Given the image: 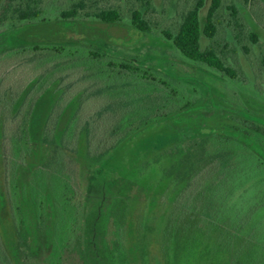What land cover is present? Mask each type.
<instances>
[{"label": "rangeland", "instance_id": "rangeland-1", "mask_svg": "<svg viewBox=\"0 0 264 264\" xmlns=\"http://www.w3.org/2000/svg\"><path fill=\"white\" fill-rule=\"evenodd\" d=\"M199 1L41 0L42 19L8 21L0 26V264H51L56 226L65 220L59 192L51 188L46 193V228L40 232L35 202L27 192L21 207L29 244L19 251L9 172L21 168L18 178L27 185L33 171L60 146L65 127L87 104V99L101 94L104 108L109 103L108 92L118 88L113 84L103 91L91 89L85 79L73 78V72L62 73L55 68L58 64L40 63L35 56L16 60V49L36 45L95 49L114 60L158 73L179 93L178 105L167 116L155 119L128 137L99 163L88 159L87 138L94 139V133L100 138L101 121H97L96 113L83 118V126H89L92 134L89 136L83 130L77 151L68 156L84 222V251L79 253L73 246L59 249L60 264H94L100 258L101 264H180V251L175 258L171 247L172 235H165L167 227L179 223L178 230L181 225L189 229V223L198 220L189 216L191 212L201 214L198 192L210 186L218 175L204 179L199 187L195 185V171L187 173L185 169L189 144L207 143L214 137L228 138L250 147L256 158L264 162V147L248 135L250 131L243 123L248 120L264 126V0H220L213 18L215 37H201L202 50L215 51L236 73L235 79L188 59L165 36L166 32L178 33L184 17ZM213 1L203 0L199 11L204 30ZM78 3L82 7L76 19H59L62 10ZM233 9L237 12L235 19ZM111 10L122 15L120 23L93 21L96 13ZM137 10L154 29L152 32L142 33L132 27V13ZM251 34L255 35L254 40ZM38 83L41 86L30 94L31 86ZM38 93L42 97L34 103ZM142 93L134 92V96ZM28 122L33 134V154L23 159L15 156L6 144L8 134L16 133ZM48 124L54 128L45 146L41 140ZM186 197L190 200L185 201ZM120 200L125 219L119 234L113 235L109 215ZM103 218L104 224L98 228ZM258 220L264 221V209ZM88 226L99 248L108 244L104 258L97 248L95 252L85 251ZM193 236L191 231L190 237ZM101 238L106 239L105 243ZM113 240L119 241L118 251L113 248Z\"/></svg>", "mask_w": 264, "mask_h": 264}, {"label": "trees", "instance_id": "trees-1", "mask_svg": "<svg viewBox=\"0 0 264 264\" xmlns=\"http://www.w3.org/2000/svg\"><path fill=\"white\" fill-rule=\"evenodd\" d=\"M220 3V0L213 1L205 30L202 28L199 14L203 7V0H200L198 5L184 17L178 33L174 35L166 32L165 36L173 40L174 45L188 59L202 62L223 76L235 79L236 73L225 65L216 52L202 50L200 43L202 35L211 39L215 37L216 26L213 18ZM81 5L82 3H78L71 9L62 10L59 19L62 21L76 19ZM40 6L41 0H3L0 5V26L8 21L42 19L43 11ZM236 14L233 9L234 19ZM93 17L95 18L93 21L99 24L112 25L122 21V15L116 10L101 11ZM131 25L142 33L154 30L149 27V23L139 10L132 13ZM236 25L238 26L237 22ZM254 38L255 35L251 34V39ZM13 52L16 60L35 56L40 63L58 64L55 68L60 69L62 73L73 72V78L85 79L91 89L103 91L106 86L113 84L118 86L108 92L109 103L104 108L101 106V94H94L87 99V104L65 127L60 146L55 147L51 156L41 162L42 166L33 171L27 185L21 184L22 179L18 178L21 168H14L11 173L9 172L11 175L8 177V185H11L13 192L14 215L18 220L19 251L27 249L29 244L21 207L26 193L28 192L35 202L38 230L43 232L47 219L46 193L51 188L59 192L58 197L62 200L65 220H61L56 226V242L51 264H60L59 249L73 246L79 253L84 251L82 237L84 222L81 205L76 197L74 177L70 173L72 161L68 156V153L77 151L83 130L89 136L92 134L91 128H87L89 126H86L87 129L83 126V118L88 117L90 113H96L97 121H101L100 138H96V133L94 139L87 138L88 159L92 163H99L128 137L145 128L155 119L167 116L178 105L176 99L179 93L169 80L158 73L133 63L114 60L95 49L36 45L22 47ZM39 84L31 86L29 93L31 94L36 87L39 88L41 86ZM134 92H143V95L136 97ZM41 97L42 95L38 93L33 102L36 103ZM243 123L250 131L248 135L258 145L264 147V126L248 120ZM53 128L54 126L49 124L45 127L41 140L43 145H47L49 139L47 137L53 134ZM32 136L28 122L26 126L18 128L16 133L8 134L6 146L13 150L15 156L29 159L33 154ZM97 139L99 143L94 146L93 143ZM187 149L185 169L187 173L195 171L196 186L199 187L205 182L204 179L216 173L218 175L211 182V187L208 186L198 192L201 214L196 216L195 212L189 211L190 218L198 219L189 223L190 230L184 225L178 230L179 223L172 228L167 227L165 235L169 233L173 237L171 247L174 257L177 258V253L180 251V264H264V221L258 220L259 213L264 209V162L256 158L250 147L228 138L214 137L207 143L194 142L189 144ZM7 155L10 157L9 154ZM208 167L214 169L213 172L207 170ZM240 189L242 191L239 193ZM184 199L190 200L187 197ZM109 217H112L113 235L119 234L118 231L125 219V208L121 200L112 209ZM104 220L103 218L99 222L98 228H101ZM88 227V236L86 240L84 239L85 251L95 252L97 248L103 257L109 251V246L102 244L103 248H99L96 240L94 241L95 237H92L94 234L91 226ZM106 228L107 226H104L103 230ZM191 231L195 235L192 238ZM105 240L101 238L102 243H105ZM112 245L114 250L118 251L119 241L113 240ZM120 259L122 258L119 257ZM101 260V258L100 261L95 259L94 264L103 263Z\"/></svg>", "mask_w": 264, "mask_h": 264}]
</instances>
